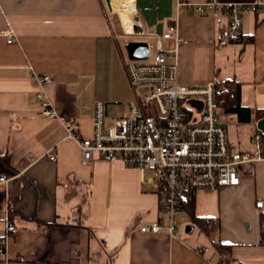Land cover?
Wrapping results in <instances>:
<instances>
[{"label":"crops","instance_id":"1","mask_svg":"<svg viewBox=\"0 0 264 264\" xmlns=\"http://www.w3.org/2000/svg\"><path fill=\"white\" fill-rule=\"evenodd\" d=\"M126 1L148 35L124 31L126 16L113 10L112 0L110 8L105 0H0L2 264H264V160L241 166L236 187L190 195L174 214L177 236L171 238L139 231L141 225L166 223L160 197L139 171L96 153L82 162L74 137L91 136L95 101L104 103L111 123L140 93L128 80L125 44L151 42L150 33L161 35L175 25L181 38L178 81L238 83L239 109L218 107L217 119L231 146L252 151L264 115V16L241 14L240 34L219 45L226 16L223 10L196 12L194 6L205 0ZM163 44L173 47L171 39ZM43 74L51 81L42 89L33 76ZM38 92L54 117L39 114Z\"/></svg>","mask_w":264,"mask_h":264},{"label":"built area","instance_id":"2","mask_svg":"<svg viewBox=\"0 0 264 264\" xmlns=\"http://www.w3.org/2000/svg\"><path fill=\"white\" fill-rule=\"evenodd\" d=\"M194 8L198 13L224 11L226 22L220 29L218 44L226 45L240 34L241 14H264V0H205ZM134 22L135 30L131 35H148L136 13ZM4 34L7 42H11L10 30H5ZM150 35L154 38L147 41V58L126 63L131 86L141 89L128 103L126 114L108 123L104 103L97 100L93 105L91 136L74 137L81 149L82 162L91 160L96 153L106 161L119 159L126 166L136 168L141 180L160 196L161 210L166 216L165 225L153 222L141 225L139 231L166 232L175 238L174 214L181 203L197 190L238 186L241 166L264 160V145L261 134L256 133L252 136V151L241 152L231 146L225 127L217 119L216 82L189 86L178 81L176 52L181 38L175 25L169 26L161 35ZM166 39L173 41L169 50L163 44ZM33 77L42 89L51 81L48 74ZM36 100L41 116H55L43 92L36 94ZM49 158L55 159L52 154ZM5 180V176H0V182ZM7 229L12 231L14 226L8 225ZM3 244L0 239V264L5 261ZM205 251L206 248L199 250Z\"/></svg>","mask_w":264,"mask_h":264},{"label":"trees","instance_id":"3","mask_svg":"<svg viewBox=\"0 0 264 264\" xmlns=\"http://www.w3.org/2000/svg\"><path fill=\"white\" fill-rule=\"evenodd\" d=\"M219 1H221V2H226V1L250 2L253 0H219ZM254 13L257 15L264 16V14H261L259 12H254ZM248 40H251V38L249 37ZM215 100H216L217 106L221 107L225 111L230 112V111L238 110L240 107V86H239V84L236 82L226 81L221 86H219L216 83L215 84ZM259 133L261 134V136L263 138V143H264V133H262L260 131H259ZM188 201L190 202V198H189V200L187 199V201L184 200L181 203L180 208L184 205L186 206V203H188ZM160 206H161V204H160ZM259 225H260V243L262 245H264V208H261V210L259 211ZM216 247L219 248L220 245H216Z\"/></svg>","mask_w":264,"mask_h":264},{"label":"water","instance_id":"4","mask_svg":"<svg viewBox=\"0 0 264 264\" xmlns=\"http://www.w3.org/2000/svg\"><path fill=\"white\" fill-rule=\"evenodd\" d=\"M106 5L110 8V0H105ZM125 51L129 60H144L148 55V46L146 41L130 40L125 46ZM257 128L264 133V116L257 121Z\"/></svg>","mask_w":264,"mask_h":264},{"label":"bare ground","instance_id":"5","mask_svg":"<svg viewBox=\"0 0 264 264\" xmlns=\"http://www.w3.org/2000/svg\"><path fill=\"white\" fill-rule=\"evenodd\" d=\"M114 6V11L119 15L126 16L123 19V22H120V26L124 31L128 30H135L134 29V17H135V11L132 8L131 4L129 1L126 0H112L111 3ZM121 4H123V9L121 8ZM112 6V7H113ZM124 10V11H123ZM118 17V16H117Z\"/></svg>","mask_w":264,"mask_h":264},{"label":"rangeland","instance_id":"6","mask_svg":"<svg viewBox=\"0 0 264 264\" xmlns=\"http://www.w3.org/2000/svg\"><path fill=\"white\" fill-rule=\"evenodd\" d=\"M131 39H138L137 37L130 36Z\"/></svg>","mask_w":264,"mask_h":264}]
</instances>
